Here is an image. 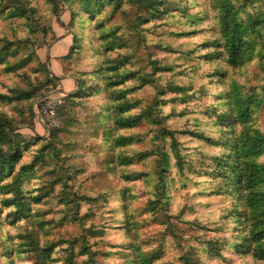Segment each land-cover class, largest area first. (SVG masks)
<instances>
[{"label":"rangeland","instance_id":"1","mask_svg":"<svg viewBox=\"0 0 264 264\" xmlns=\"http://www.w3.org/2000/svg\"><path fill=\"white\" fill-rule=\"evenodd\" d=\"M0 264H264V0H0Z\"/></svg>","mask_w":264,"mask_h":264},{"label":"crops","instance_id":"2","mask_svg":"<svg viewBox=\"0 0 264 264\" xmlns=\"http://www.w3.org/2000/svg\"><path fill=\"white\" fill-rule=\"evenodd\" d=\"M74 43V34L62 32L48 48H42L40 51L41 56L46 57L50 61L53 74L60 79L59 87L56 88L55 92L58 95L65 94L78 87L77 80L71 73L73 72L72 68H68L74 60L71 57Z\"/></svg>","mask_w":264,"mask_h":264},{"label":"built area","instance_id":"3","mask_svg":"<svg viewBox=\"0 0 264 264\" xmlns=\"http://www.w3.org/2000/svg\"><path fill=\"white\" fill-rule=\"evenodd\" d=\"M61 95L53 92V94L40 99L39 105L37 106V118L43 126L54 124Z\"/></svg>","mask_w":264,"mask_h":264},{"label":"trees","instance_id":"4","mask_svg":"<svg viewBox=\"0 0 264 264\" xmlns=\"http://www.w3.org/2000/svg\"><path fill=\"white\" fill-rule=\"evenodd\" d=\"M85 1H87V0H85ZM94 1H96V0H94ZM230 33H231V35H230V38L232 39V41H236V40H238L237 42H239L240 41V33H239V31H238V29L237 28H233V29H231L230 30ZM74 49V48H73ZM240 48H239V45L238 44H234L233 43V47L231 48V57L232 58H238L239 57V52H240V50H239Z\"/></svg>","mask_w":264,"mask_h":264}]
</instances>
